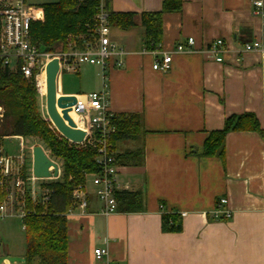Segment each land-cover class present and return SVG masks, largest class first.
I'll return each mask as SVG.
<instances>
[{
	"label": "crops",
	"instance_id": "crops-1",
	"mask_svg": "<svg viewBox=\"0 0 264 264\" xmlns=\"http://www.w3.org/2000/svg\"><path fill=\"white\" fill-rule=\"evenodd\" d=\"M254 1L183 0L181 12L164 14L157 48L171 49L194 37L201 50L221 38L234 50L225 53L222 63L203 52L177 53L167 71L155 70L161 54L145 47L144 27L110 24L111 40L125 53L111 60L106 79L99 66L88 63L59 73V94L84 97L106 90L111 112L138 113L144 128L138 138L115 146L117 154L142 152L136 160L119 163L117 175L128 191L141 192L142 208L105 216L88 183L87 213L68 217L69 264H264V56L237 52L262 36L263 18ZM163 2L111 0L110 7L114 12H154ZM86 73L101 75V89L78 91L65 85L67 75L84 89ZM245 112L258 118L262 132L230 131L223 157L203 154L211 132L222 130L229 116ZM32 138L1 136V143L5 150L4 140L19 139L25 154L33 147L25 140ZM221 197L229 200V219L213 217ZM162 204L165 210L187 212L180 231L164 229ZM99 247L109 251L103 260L94 254Z\"/></svg>",
	"mask_w": 264,
	"mask_h": 264
},
{
	"label": "trees",
	"instance_id": "trees-1",
	"mask_svg": "<svg viewBox=\"0 0 264 264\" xmlns=\"http://www.w3.org/2000/svg\"><path fill=\"white\" fill-rule=\"evenodd\" d=\"M102 0H56L41 4L44 21L33 22V42L46 52L64 49L69 33L84 31L98 12ZM109 12L110 24L126 29L136 24L144 27V43L147 49H156L163 41V17L168 12H181L183 0H164L162 9L154 12H114L111 0H104ZM38 89L35 77L26 78L19 72H10L0 65V136H34L40 138L54 158L62 163L61 179L46 185L52 189V197L46 212L38 208L36 214H28L26 224L25 264H69V219L66 213L71 208L74 188L87 181V174L98 173L101 167L96 162L97 150L91 146L78 147L49 127L38 106ZM111 123L117 131L111 136L115 149L119 141L136 139L144 131L142 117L138 113L113 114ZM254 130L262 132L258 118L249 112L234 114L225 121L222 130L212 131L204 143L203 154L224 156L225 139L230 131ZM142 155L141 150L116 152V162L127 163ZM6 192L0 187V202ZM118 210L131 211L142 208L141 192L119 190L116 192ZM163 205V204H162ZM27 207L33 209L31 200ZM163 227L167 231L182 229L179 213L163 212Z\"/></svg>",
	"mask_w": 264,
	"mask_h": 264
},
{
	"label": "built area",
	"instance_id": "built-area-1",
	"mask_svg": "<svg viewBox=\"0 0 264 264\" xmlns=\"http://www.w3.org/2000/svg\"><path fill=\"white\" fill-rule=\"evenodd\" d=\"M79 3L84 0H77ZM256 12L263 18L262 36L260 39L246 43L238 50V53L259 51L264 56V0L254 1ZM44 9L39 4L30 0H0V65L10 72H19L26 78H38L46 70V64L54 57L60 60V72L63 68L78 70L83 63L97 65L101 68L102 76L107 78L111 67V60L122 55L125 51L115 44L110 38L109 12L102 0L98 12L92 21L87 23L91 31L90 38L78 35H69L64 49L54 52H46L37 46L32 39L31 27L33 22L44 20ZM234 51L228 48L225 40L219 38L212 41L207 47L198 50L195 48L194 37H189L187 44L179 43L171 49H154L161 57L153 63L155 70L167 71L177 53L203 52L209 59L222 63L227 52ZM237 61L240 58L237 57ZM117 66H122L123 61L118 60ZM77 96V102L72 110L80 115L79 127L86 131L85 140L75 143L67 139L71 144L78 147L91 146L97 150L96 162L101 167L100 172L87 174V181L77 185L72 193V205L66 216L73 215L76 211L86 214L89 206L88 178L94 186V194L101 204L100 213L108 216L118 212V200L116 192L127 190L129 186L118 182L119 164L116 162V151L111 143V136L117 131L111 123L113 113L109 108V100L106 90L91 92L84 97ZM3 109L0 108V116ZM57 129V128H56ZM58 131V130H56ZM58 133L64 137L59 131ZM22 153L10 155L2 147L0 136V187L6 192V197L0 202V218L7 216L20 217L22 228L26 229L25 218L28 214H36L41 207L46 212L52 197V189L42 182L43 180H58L62 175V164L50 155V150L45 151L47 155L59 165V176L51 178H38L26 167L24 145L21 143ZM34 147V145H33ZM33 147L31 148L33 152ZM53 172V167L50 168ZM27 200H31L33 209L27 207ZM229 200L221 197L212 211L214 218L229 219L233 216L231 208L227 207ZM163 212H175L165 210ZM185 217L187 212H177ZM94 254L97 260H103L109 251L107 248H95Z\"/></svg>",
	"mask_w": 264,
	"mask_h": 264
},
{
	"label": "rangeland",
	"instance_id": "rangeland-1",
	"mask_svg": "<svg viewBox=\"0 0 264 264\" xmlns=\"http://www.w3.org/2000/svg\"><path fill=\"white\" fill-rule=\"evenodd\" d=\"M53 1L56 0H30V2L37 5L46 2H53ZM39 21H44V20H39ZM84 28H85L84 31L69 33L67 35V38L69 37V35H78L81 37L90 38L91 31L87 28V24L84 26ZM83 78H84V83L86 84L84 89H81L80 85L77 82V79L74 82L70 81L67 75L65 77V85L67 87H69V85H75L76 87H78L77 88L78 91H88L94 86H97L99 90L103 85L102 77L100 74L95 75L94 73H90L89 75L86 73ZM36 87L38 89L37 101H38L39 111L41 115L49 122V127L53 131H56L57 129L50 120L46 111L45 93H43L42 90L40 89V83L38 85L36 83ZM70 114L76 115L74 112L71 111ZM78 123L81 124L80 120ZM4 141H5L4 144L5 150L7 151V153H9L10 155H18L21 153L19 139H14L13 141L11 140H4ZM25 141L30 146L40 144L46 149V145L38 137L32 138L31 140L26 139ZM46 150L48 151V149ZM25 154L27 155L25 159L29 160V161L27 160L28 162L26 161L29 166L28 168L32 169V162L30 161V154H32V151L29 149V151L26 152ZM50 155L52 156L51 153ZM54 159L58 160L60 163H63V161L60 158H54ZM91 179H92L91 177L88 178L89 185L92 184ZM42 182L49 183L52 182V180L48 179V180H43ZM25 248H26V233L25 230L22 228V222L20 217L10 215L7 216L6 218H0V264H25Z\"/></svg>",
	"mask_w": 264,
	"mask_h": 264
},
{
	"label": "water",
	"instance_id": "water-1",
	"mask_svg": "<svg viewBox=\"0 0 264 264\" xmlns=\"http://www.w3.org/2000/svg\"><path fill=\"white\" fill-rule=\"evenodd\" d=\"M59 73L60 60L58 57H54L46 64V111L54 126L65 138L75 143H81L85 140L86 131L79 127L69 115L73 105L77 102V96L59 94ZM51 167H53V172L50 171ZM32 170L38 178L59 176L58 163L50 158L44 147L39 144L33 147Z\"/></svg>",
	"mask_w": 264,
	"mask_h": 264
},
{
	"label": "bare ground",
	"instance_id": "bare-ground-1",
	"mask_svg": "<svg viewBox=\"0 0 264 264\" xmlns=\"http://www.w3.org/2000/svg\"><path fill=\"white\" fill-rule=\"evenodd\" d=\"M40 83V89L42 90L43 93H45L46 96V91H47V85H46V70L41 73V75L38 78V84ZM58 83H59V78H58ZM39 87V86H38ZM60 110V109H59ZM73 112L79 117H75V116H71V118L75 121V123L79 124V120H80V115L73 110Z\"/></svg>",
	"mask_w": 264,
	"mask_h": 264
}]
</instances>
